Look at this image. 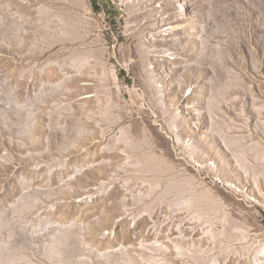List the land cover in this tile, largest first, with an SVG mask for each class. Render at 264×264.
Listing matches in <instances>:
<instances>
[{"label":"rangeland","instance_id":"1","mask_svg":"<svg viewBox=\"0 0 264 264\" xmlns=\"http://www.w3.org/2000/svg\"><path fill=\"white\" fill-rule=\"evenodd\" d=\"M264 0H0V264H264Z\"/></svg>","mask_w":264,"mask_h":264},{"label":"trees","instance_id":"2","mask_svg":"<svg viewBox=\"0 0 264 264\" xmlns=\"http://www.w3.org/2000/svg\"><path fill=\"white\" fill-rule=\"evenodd\" d=\"M264 213V212H263Z\"/></svg>","mask_w":264,"mask_h":264}]
</instances>
